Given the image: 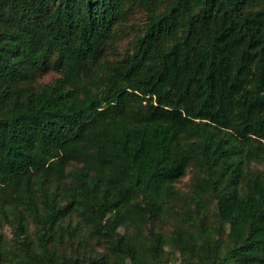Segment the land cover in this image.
Returning <instances> with one entry per match:
<instances>
[{
	"label": "trees",
	"instance_id": "16d2710c",
	"mask_svg": "<svg viewBox=\"0 0 264 264\" xmlns=\"http://www.w3.org/2000/svg\"><path fill=\"white\" fill-rule=\"evenodd\" d=\"M136 7L142 31L109 58ZM46 67L60 74L38 83ZM253 160L264 161V0H0V226L15 239L0 232V264H169L167 243L190 264H264ZM190 166L197 228L140 238ZM75 214L102 247L85 262L55 246L79 235L65 221Z\"/></svg>",
	"mask_w": 264,
	"mask_h": 264
},
{
	"label": "rangeland",
	"instance_id": "374dc122",
	"mask_svg": "<svg viewBox=\"0 0 264 264\" xmlns=\"http://www.w3.org/2000/svg\"><path fill=\"white\" fill-rule=\"evenodd\" d=\"M147 10L144 8L136 7L133 13L130 14L128 19L122 24L119 29V38L112 46L108 52V56L111 59L120 57L123 53L128 50L131 46L133 38L142 31L143 23L146 20ZM60 73L53 67H46L39 76L38 83H48L51 82L57 77ZM250 168H260L264 170V161L262 160H253L250 163ZM193 181V167L190 166L186 173L182 175L177 181H175V188L180 193L181 197L171 198L167 201L164 209L158 216L150 217L144 224L143 230L140 233V238H149L151 231H159L165 234L166 238L169 240V237L173 230H175L180 224L187 223L193 228H197L199 221L195 218L196 214L193 217L194 219H189L186 217L188 210H193L195 203L190 198L191 188ZM204 204L206 206L207 217L211 222H215L218 219L217 216V202L212 195H204L203 197ZM66 223H81L83 226L79 231V235L74 239H69L68 236L62 237L55 244L57 250L59 251L62 257H77L78 262H85L89 259L91 251L95 252V249H91V246L94 245L99 250L102 247L97 246L96 238L89 232V227L83 222H80V218L77 214L69 216L66 218ZM14 224L10 222H4L0 226V232H3L7 239L10 242H14L13 235ZM36 224L33 219L30 217L29 230L32 236L35 235ZM126 227H121V231H124ZM127 231L135 232L136 228L129 224ZM82 235H87L89 237V243L86 245H80L79 239ZM104 247V246H103ZM163 260L169 264H190L184 259L180 251L170 243L166 244V251L163 255Z\"/></svg>",
	"mask_w": 264,
	"mask_h": 264
}]
</instances>
